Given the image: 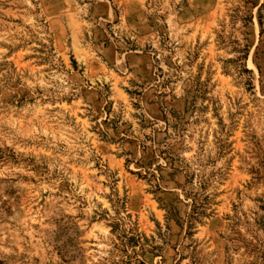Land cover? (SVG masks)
Returning a JSON list of instances; mask_svg holds the SVG:
<instances>
[{
	"label": "rangeland",
	"instance_id": "1",
	"mask_svg": "<svg viewBox=\"0 0 264 264\" xmlns=\"http://www.w3.org/2000/svg\"><path fill=\"white\" fill-rule=\"evenodd\" d=\"M0 264H264V0H0Z\"/></svg>",
	"mask_w": 264,
	"mask_h": 264
},
{
	"label": "trees",
	"instance_id": "2",
	"mask_svg": "<svg viewBox=\"0 0 264 264\" xmlns=\"http://www.w3.org/2000/svg\"><path fill=\"white\" fill-rule=\"evenodd\" d=\"M124 243L134 246L138 243V239L134 234L124 235Z\"/></svg>",
	"mask_w": 264,
	"mask_h": 264
}]
</instances>
